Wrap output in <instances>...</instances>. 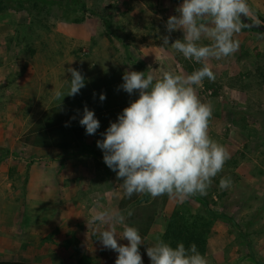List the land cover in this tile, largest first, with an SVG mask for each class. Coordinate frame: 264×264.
<instances>
[{"label": "rangeland", "instance_id": "obj_1", "mask_svg": "<svg viewBox=\"0 0 264 264\" xmlns=\"http://www.w3.org/2000/svg\"><path fill=\"white\" fill-rule=\"evenodd\" d=\"M3 1L6 8L0 13V123H7V150L0 148V164L49 165L53 158L61 164L85 163L93 169L85 176L91 175L93 181L83 188V195L67 188L69 185L65 183L59 198L56 193L53 202L52 195H46L48 200L43 202L39 195L27 190V179L19 178L16 170L10 169L7 180L17 189L16 194L38 200L28 203L25 200L23 208L17 203L15 211L7 204V216L0 219V227L5 224L7 229H28L30 243L16 250L28 248L24 253L34 259L44 254L56 259L54 250L36 252L37 247L42 249L52 244V249L59 248L60 242L56 245L52 239L60 236L73 239L74 231L79 233V242L73 260L86 254L92 259L90 264H115L117 253L104 249L98 239L104 225L90 223L92 216L100 211L122 213L131 226L133 214L128 217V211L133 213L136 207L152 203L155 220L148 235L142 236L145 244L140 246L143 264H150L146 248L155 243L157 236L162 237L175 211L180 214L188 211L191 220L208 217L207 212L193 196L180 201L166 194L157 198L146 194L147 200L120 210L117 203L123 189L116 173L94 157H79L76 153L87 150L103 155L95 136L105 132L110 122H115L118 114L138 97V93L129 95L119 89L126 70L151 71L160 76L165 71L191 73L201 67L170 47H160V36L166 34L165 22L176 14L175 8L182 0H80L89 12L72 10L77 6L71 3L66 9L71 19H80L76 24L66 20L64 9L54 5L34 7L25 0ZM248 4L253 12L249 18L264 25V0H248ZM98 15L110 20L108 30ZM182 35L180 31L173 32L172 40L182 39ZM235 39L240 42L238 51L227 58L211 59L209 64L215 79H205L197 87L201 101L213 108L209 135L230 153L207 195H200L213 213L226 216L211 221L204 256L208 264H264V33L243 28ZM135 63L142 66L137 68ZM69 67L82 72L86 86L75 97L65 96L61 102L55 92L67 94ZM26 74L38 81L39 98L35 104L19 102L14 97ZM101 93L106 95L103 102L107 106L117 102L118 105L99 118L102 125L100 122L95 135H86L85 128L79 124L82 109L87 105L94 112L99 110ZM52 106L59 107L63 120L80 127L78 146L62 150L20 144L18 137ZM73 116L76 118L72 119ZM222 177L232 180L226 190L219 188ZM0 186H5L2 174ZM105 188L107 196L103 197ZM88 192H93L92 198ZM116 230L123 231L119 225ZM118 242L127 244L126 240Z\"/></svg>", "mask_w": 264, "mask_h": 264}, {"label": "clouds", "instance_id": "obj_2", "mask_svg": "<svg viewBox=\"0 0 264 264\" xmlns=\"http://www.w3.org/2000/svg\"><path fill=\"white\" fill-rule=\"evenodd\" d=\"M175 13L165 22L160 47H170L201 67L191 73L165 71L160 76L151 71L126 70L119 89L129 95L138 93V97L110 122L101 133L103 139L96 142L103 162L122 181L120 187L129 198L133 194L152 198L166 194L184 201L196 194L207 195L213 179L230 159L227 148L209 135L213 108L201 101L197 87L205 79H215L211 59L227 58L238 51L240 42L235 36L247 27L242 17L252 16V9L248 0H182ZM176 31L182 32V39L172 40ZM66 71L71 75L67 94L55 92L61 102L86 86L80 70L69 67ZM99 99L103 102L106 95L101 93ZM79 124L86 135H95L100 128L95 112L87 105ZM231 184L230 177H222L219 188L226 190ZM132 214L128 211L127 216ZM97 222L104 225L98 236L103 248L117 253L115 264H143L140 246L145 240L138 228L126 223L124 214L100 211L90 221ZM117 225L122 233L117 232ZM146 254L150 264H208L195 243L186 247L179 242L172 247L159 236L146 248Z\"/></svg>", "mask_w": 264, "mask_h": 264}, {"label": "crops", "instance_id": "obj_3", "mask_svg": "<svg viewBox=\"0 0 264 264\" xmlns=\"http://www.w3.org/2000/svg\"><path fill=\"white\" fill-rule=\"evenodd\" d=\"M22 79L23 82H21V85L16 90L14 97L19 102L35 104V102L39 98V85L37 84L38 81L36 80V77L34 78V76H30L26 74L22 77ZM27 84L29 86L26 87L25 85ZM99 104H100L99 110L95 111V115L101 118L104 115L105 116L107 115L108 112L107 110H111V108L118 105V102L111 107L107 106L106 103L101 101H99ZM100 122L102 125V120ZM67 123L71 124L70 121H68ZM101 133L102 131L95 136L96 140L103 139ZM0 148L4 149L5 151L7 150V123H2V122L0 123ZM76 154L79 155V157H81V155H86L84 154V152L82 153L77 152ZM89 166L90 165L85 163L61 164L60 162H56V159L54 158L51 164L49 165L31 164L30 166H28L25 164L23 165L22 163L16 165L1 163L0 174H2L3 176L5 186L2 187L0 186V193H2V195H0V219L2 217L6 218L7 216V204H11V209L15 211L16 208L18 209L17 203L18 205H20L19 208H23L25 200H26L25 203L30 202V200L31 201L38 200V198L36 199L35 198L27 199L25 197L22 198L20 195H18V193L16 194L17 189L12 188L11 182L7 180L8 179L7 172H9L10 169H15L17 172L16 176H19V178L27 179L26 180L28 184L27 190L29 189V191H31V193L36 194L37 197L39 195L41 199H44L43 202H47L48 200L47 196L52 195L53 197L52 201L54 202L56 193L58 194L57 197L59 198L60 192L65 190L64 189L65 183L69 185L67 186V188H73V190L77 191L78 194H82V195L84 194L83 188L86 189L85 187L88 185V183L93 181L91 175L85 176V173L89 169L91 170V172L93 170ZM107 191L108 190L105 188L104 192L101 193L103 197L107 196ZM122 194H123V190L120 192V195L118 197L119 199L121 198ZM88 196L92 198L93 192H90ZM22 219H24V217H22ZM4 225L5 224H3L2 227H0V261H21V262H28L30 264H78V260L81 258L78 257L76 258V260H73L75 258V251H76L75 247L76 244L79 242L78 239L79 233L73 231V236H74L73 239H68V238L66 239L65 237L62 238L59 234H57V236H60V239L59 238H58L59 240L52 239V242H55L56 245L59 244L60 242L61 246L59 248L52 249V244H49L47 247L42 249L37 247L36 252L38 251L42 252L44 250L48 252L50 249L53 252L54 250L56 252L55 254L56 259H53L54 257L52 258L47 254L42 255V257L40 258L34 259V257L32 258L31 256H27V254H25L26 253L25 251H29L30 249L25 248L22 251L21 249L19 251L16 250L19 249L21 246L28 245L30 243L29 240L27 239L29 232L28 229L26 228H19V230L10 229V228L7 229V225L6 226ZM11 236L16 238H11ZM41 236H45V235L43 234Z\"/></svg>", "mask_w": 264, "mask_h": 264}, {"label": "trees", "instance_id": "obj_4", "mask_svg": "<svg viewBox=\"0 0 264 264\" xmlns=\"http://www.w3.org/2000/svg\"><path fill=\"white\" fill-rule=\"evenodd\" d=\"M21 1V0H20ZM32 3L34 7L39 4L54 5L57 8L64 9L63 15L66 20H70L76 23L80 22V19H71L66 12L69 8L70 3L76 4L77 7L71 8L72 10H80L83 13L89 12L82 1L80 0H25ZM7 2H14L13 0H7ZM18 3H20L18 1ZM22 3V2H21ZM6 8L3 0H0V13H2ZM8 8V7H7ZM99 16V15H98ZM108 30L110 28V20L105 19L103 16H99ZM252 21L249 17H247ZM253 22V21H252ZM248 28V27H245ZM137 65V66H136ZM137 68L142 65L140 63H135ZM60 109L58 106H52L43 111V113L29 126V128L24 131L19 137L18 142L24 146L36 148V149H62L70 150L76 148L77 136L81 133L78 132L80 127L72 124H67L63 118L59 115ZM97 119L100 117L95 115ZM101 121V119H99ZM95 152V151H94ZM84 154L92 156L105 166L103 162V155L95 154L93 151H85ZM107 167V166H106ZM200 204L203 206L208 214V217H198L195 220H191L187 215L188 211L185 210L183 214L174 212L169 221L167 222L166 228L162 235V239L165 242L171 244L175 247L177 243L183 242L186 247L190 244L195 243L197 245L198 251L204 255L206 252L207 238L209 234V227L211 226L213 218H226L224 215H218L213 213L209 208L207 202L199 195H193ZM146 194H133L130 198L123 194L118 202V208L120 210H125L131 205H135L141 202V200H147ZM156 216V209L154 204L148 203L143 207H136L134 209L131 219L134 221L131 226L139 229L140 235L146 237L149 233L151 226L154 223ZM92 259L87 255H82L78 260V264H90ZM0 264H30L28 262L21 261H0Z\"/></svg>", "mask_w": 264, "mask_h": 264}, {"label": "water", "instance_id": "obj_5", "mask_svg": "<svg viewBox=\"0 0 264 264\" xmlns=\"http://www.w3.org/2000/svg\"><path fill=\"white\" fill-rule=\"evenodd\" d=\"M242 22L246 24L248 28L264 33V25L252 22L247 17H242Z\"/></svg>", "mask_w": 264, "mask_h": 264}]
</instances>
